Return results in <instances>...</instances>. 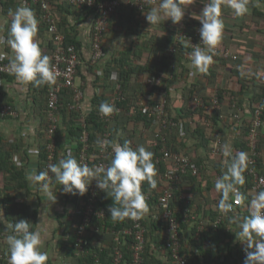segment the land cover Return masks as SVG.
Returning <instances> with one entry per match:
<instances>
[{"label": "crops", "instance_id": "crops-1", "mask_svg": "<svg viewBox=\"0 0 264 264\" xmlns=\"http://www.w3.org/2000/svg\"><path fill=\"white\" fill-rule=\"evenodd\" d=\"M54 1L52 9L58 26H62L61 29L64 32L71 33L81 43L80 52L83 63L80 65L81 69H79L76 84L84 92L82 100L84 110L94 108L96 92L98 94L102 92L108 95L113 94L112 84L108 85L112 81L111 79L109 82L105 81L103 72L107 66L106 64L115 55L134 44V42L144 43L149 38H155L152 39L151 44L148 46L150 50L156 46L154 42L158 40L164 42L166 38H172L174 36L173 31L179 24H174L171 19H167L157 25H151L146 20L147 11L151 8L140 12L133 7L124 5L110 18V28L105 36L107 57L97 65H92L89 61L91 56L90 38L97 14L96 11L81 8L70 3L69 0ZM207 2L208 0H186L184 4L186 12L182 21L185 20L190 26H201L200 21L192 17V13L200 14ZM158 4L153 6H158ZM25 5L34 11L32 5L26 3L24 0H0V36H4L5 38L8 36L12 20L10 12H14L18 7ZM34 13L38 19L39 28L42 20L35 11ZM222 19L225 29L223 39L217 48L220 51L229 49L233 54L237 55V58L223 57L219 53L215 54L214 52L213 63L209 66L207 72L204 73L198 72L192 67L191 60L186 61L185 59L177 61L170 68L172 69L175 66L174 68L178 73L174 81L175 83L172 85L174 89L170 92L175 102L174 114H179L180 107L182 104H185V96H183L185 88H194L200 95L206 97L213 96L220 89L224 90L223 92L226 96L227 94L230 95L226 91H243L240 94L242 103L239 106V119L233 116L228 99L224 101L226 110L221 114L219 122L222 124L223 130L210 152L212 157L220 154V143L224 145L225 142H228L233 148L236 141L242 137L245 128L251 123L254 106L258 103V96L263 94L264 90V0H249L248 12L239 17L234 14L231 8H225L222 5ZM51 37V33L46 27L43 32L39 29L37 39L44 54L48 52ZM114 41L122 42V44L112 49ZM148 54L149 52H145L144 57H147ZM9 56H14L10 46L6 43L0 45V57L9 59ZM97 77L101 78L99 80L100 84L97 82ZM241 80L244 82V87ZM0 81V105H11L16 112L15 114H8L6 116L0 115V137L2 138V144L7 150L11 151V160L24 167L28 179L33 170L36 174H39V147L46 139L45 128L47 117L42 112V105L45 102L47 87L45 85L37 87L33 83L25 84L18 82L14 75H0ZM228 108H231V110ZM66 121H69V118H66ZM206 122L209 125H213V121ZM61 123L63 124L61 126L64 133L63 146L59 151L60 155H66L70 150L72 155L76 157L75 152L78 141H76L75 135L71 133L70 125H67L65 121ZM261 137L264 141V128L262 129ZM137 141L138 145L146 146L141 137L138 136ZM188 143L189 146L193 147L196 144V139H191ZM197 153L198 155L207 154L206 150L201 146L198 148ZM211 160L207 159L202 164L208 172L214 170ZM0 178V184L7 186V192L17 196L16 202L29 203L31 208L38 210L37 216L33 217L30 225L33 230L40 228L46 233L44 236V251L49 253L47 264H83L81 262L83 256L77 254L72 245L64 246L61 244L63 240H66V232L75 231L78 220L76 215L75 218L69 216V213H75L77 201L72 195L66 194L63 191L64 186L54 181L52 177H49L50 188L54 195H56V201L50 202L47 201L46 194L40 190L41 182L29 181V188L32 193L28 194L23 189L16 190L14 188L16 182L9 178L7 170H2ZM204 195L205 197H202L201 202L206 207H215L221 198L220 193L215 189V184L211 191H204ZM0 209L3 210V213H0V215H4L5 220L9 221L2 202H0ZM151 213L153 212L149 213L148 211L146 217H151ZM199 213V219L203 217L207 221L209 216L203 215L204 212L201 211ZM247 215L245 214V216ZM190 217L191 221L188 223L186 232L183 230L184 246L182 242V248L184 247L186 252L192 257L199 255L197 256L199 264H244L246 253L243 250V243L236 239L235 232L239 230L237 223L231 226L234 247L230 256L227 259L222 257L217 261H205L202 255H200V249L191 243L188 232L197 217L193 215ZM3 230L5 231V225L0 223V232H4ZM89 235L94 238L92 247L95 249L100 246H109L113 242L114 237L116 238L117 233L113 230L99 231L93 228L89 232ZM6 237L7 235L2 239V243L4 249L7 251ZM158 258L162 260L163 264H172L165 250L158 253ZM113 264L118 263L114 262Z\"/></svg>", "mask_w": 264, "mask_h": 264}, {"label": "trees", "instance_id": "trees-1", "mask_svg": "<svg viewBox=\"0 0 264 264\" xmlns=\"http://www.w3.org/2000/svg\"><path fill=\"white\" fill-rule=\"evenodd\" d=\"M51 6H54V0H49ZM34 11L42 20V24L39 26L41 32L44 31V28L48 30V22L43 19V10L40 3L31 4ZM153 6V5H152ZM152 6L147 7L150 9ZM94 10L97 13V10L92 8H86ZM97 15V14H96ZM111 18V17H110ZM110 20L108 24V29L110 28ZM181 22L184 23L183 26ZM179 22L176 29H174V36L172 38H166V41L158 40L154 42L156 46L149 50V45L151 44L152 39L149 38L148 41L144 43L134 42L131 46L122 50L119 54L115 55L106 65L104 69L105 81L109 82L111 73L114 71L118 72L119 81L122 84L123 92L125 94V100L120 102L121 107H123V112L119 113L115 120L108 123L102 119L99 115V106L107 102L109 103L111 94L102 92L101 94L95 93L94 108L92 111L87 114V127L90 131V153L92 154L90 160L94 162L96 160L95 154L97 152L98 140H102L105 132L108 130L111 132V143H120L130 142L132 147L138 146L137 137H141L143 142L146 144V148L154 153L155 158L161 154V148L163 145H166L171 150L180 151L183 153L189 154L193 161L197 162L199 165L205 163L207 159L211 160L214 165L213 171H206L205 168L202 169L201 175H194L192 173L181 174L176 180L173 181L175 187L177 188V195L181 194H191L193 196V204L196 206H190L192 210L195 209L194 213L204 212L203 215L209 216L206 221V218L196 219L195 223L190 228L189 236L191 243L200 249V255L204 258L205 261H217L219 258L224 257L227 259L231 252L233 251V230L231 226L236 225L234 222V216L225 217L221 220L216 226L214 222L220 214V209L218 204L216 206H204L201 200L205 197L204 191H211L214 186L213 178L216 174L223 175L227 171V167L224 163L225 157L222 154V146L220 143V154L211 156L210 153L212 148L215 146V143L219 139V135L222 134V124H220V116L226 110L224 106V101L228 99L230 102V107L232 108V113L236 110L233 107L234 104H239L241 106L242 100L240 99L243 92L239 91H226L227 94H224V90H218V106L215 110H209L206 107L199 106L195 102V98L199 97L206 101L207 104H211L210 100L212 96L206 97L200 95L194 88L186 89L183 94L185 96V104H182L180 107V113L174 114L175 102L173 97L170 95V86L174 85L176 78L177 70L175 66L171 68V65L177 63L181 59L186 61L190 59L191 48L187 43L186 37L183 35H178L180 28H184L187 34L193 33L194 28L197 25H189L185 20ZM61 26V25H60ZM62 27V26H61ZM61 27L59 29L65 34V44H75L77 47H80L81 43L69 32H64ZM137 31V29H135ZM108 32V30H107ZM106 32V33H107ZM172 46L176 47V51L169 55L168 49ZM55 47V42L51 39L50 44L48 45L47 55L52 60V54ZM149 52L147 57H144V53ZM218 54V53H216ZM177 66V65H176ZM79 69H81L79 67ZM8 76V74H3ZM171 75V77H169ZM10 77V76H9ZM173 77V79H172ZM153 78L154 82L149 83V80ZM101 78L97 77V82ZM242 81V80H241ZM243 87H244V82ZM100 84V83H99ZM113 82H109L108 85ZM243 89V88H242ZM167 90V110L169 114L176 120L182 121L184 123V128L181 130V127L178 125L167 126L164 128L162 133H159L157 126L154 125L153 117L150 116V108L156 104L160 98L163 96V91ZM46 98L44 105H42V112L45 113L47 117L48 113V103H47V89L45 91ZM214 95V94H213ZM264 97L263 94L258 96V103ZM74 91L72 89L66 88L60 92V112L63 115V122L70 125L71 133L76 137V141H79V136L81 134V127L76 123L79 118V113L70 110L69 104L73 101ZM257 103V104H258ZM256 104V106H257ZM254 106V109L255 107ZM142 107L147 108V111H144ZM231 108H228L231 110ZM234 108V111H233ZM240 108V107H239ZM212 113V114H211ZM211 114V115H210ZM66 118H69V121H66ZM46 128H45V141L39 147V173L41 171H46L49 162V151H48V137H47V127H48V118H46ZM207 119L213 121V125L207 124ZM72 120V121H71ZM264 120V114H263ZM251 124V123H250ZM250 124L245 128V132L242 137L236 141L235 146L233 147V155L235 152L243 151L247 148L248 133L250 129ZM63 126V124H62ZM62 126H59L56 131L57 139V149L55 153L54 163H58L59 159L65 158L66 155H60V148L63 146V129ZM109 126V128L107 127ZM221 133V134H220ZM164 136V138H162ZM164 139V140H163ZM196 139L195 146H189V140ZM157 142V145L153 143ZM263 139L260 137L259 145L263 149ZM77 144H79L77 142ZM203 147L206 150L205 155H198L197 151L199 147ZM81 145L76 146V158L79 155ZM11 151L7 150L6 147L2 144V138L0 137V174L2 170H7L9 173V178L13 179L16 184L14 188L17 190H24L28 194H31L32 191L29 188V180L26 177V171L23 166L16 164L11 160ZM10 158V159H9ZM157 174L155 179L157 180L156 188H151L148 183L145 181L143 184L142 191L149 192L150 198L146 201L149 207V213L151 217L146 214L143 216V222L147 225L148 231L146 234L147 244L146 250L144 253V263L145 264H163L162 260L158 258V253L162 250H165L168 253V257L171 259L170 250L166 246V235L168 232V222L162 218L161 207H160V197L165 188V179L164 173L168 167V163L159 162L156 163ZM258 169L261 174L264 175V155L260 158ZM245 184L243 186H238L239 190L245 194L246 199L236 205L239 211H242L245 208L244 213L249 214L248 205L252 198V195L255 193L252 190L253 181L251 176L246 170L244 173ZM49 177H54L50 176ZM55 181V179H54ZM1 183V178H0ZM42 183V182H41ZM264 190V188L262 189ZM90 191H86L85 194L72 195L73 198L77 201V209L74 211L75 215L78 217L76 222V229L74 232H66V240H63L61 244L64 246L72 245L75 246L77 241V227L80 223V220L83 216V209L88 200V194ZM16 195L9 194L7 192V186L0 184V202L4 204L6 209L7 219L13 223L18 222L21 219L32 221L33 217L37 216L38 210L36 208H31L29 203H20L16 202ZM203 197V198H202ZM206 200V199H205ZM97 205L99 208H105L107 215L105 218L101 219L95 216L91 225L88 227L87 236L89 238V244L87 246V253H85L81 260L83 264H98L97 259L100 264H113L115 262V247L117 241L114 237L113 242L109 246H100L94 249L92 247V241L94 238L89 235V232L96 228L99 231L101 230H113L115 233L122 231L125 228L132 227L130 219H125L124 221H113L108 211L109 206H111L114 201L107 195L103 190H98L97 194ZM171 205L177 209L178 220L186 232L188 228V223L191 221V214L193 212H188L186 214V209L188 207L185 204L184 200H173ZM31 209V213H30ZM158 217L154 216L157 215ZM75 218V217H74ZM204 221V228L200 229L201 221ZM4 231V230H3ZM5 232V231H4ZM121 237V247L123 251L124 258L120 264H132L133 260V250L131 244L133 242V237L128 234L120 233ZM4 238V237H3ZM2 238V239H3ZM184 246V241H183ZM1 249L3 252L9 254V250H5L1 240ZM157 249V250H156ZM182 254L189 259V264H199L198 257L199 255L192 257L184 247L182 248ZM5 264V263H3Z\"/></svg>", "mask_w": 264, "mask_h": 264}, {"label": "clouds", "instance_id": "clouds-1", "mask_svg": "<svg viewBox=\"0 0 264 264\" xmlns=\"http://www.w3.org/2000/svg\"><path fill=\"white\" fill-rule=\"evenodd\" d=\"M185 2L186 0H160L158 6L147 11L146 20L151 25L167 19H171L174 24L179 23L185 16ZM222 5L231 8L239 17L248 12L249 0H208L200 14L192 13V17L200 21L199 34L204 45L200 47L197 44L190 53L191 65L198 72H207L213 63L215 49L223 39L225 25ZM10 15L12 20L8 36H0V45L6 43L14 53L10 59L12 74L18 82L33 83L37 87L54 84L57 72L37 39L39 22L34 11L25 5L10 12ZM121 44L122 42L114 41L112 49ZM99 111L106 116L111 115L115 106L104 102L99 106ZM97 143L104 148L110 142L98 140ZM111 147L114 155L107 167H90L79 161L69 150L65 158L59 159L56 164H49L46 171L36 174L33 170L28 179L42 182L40 190L50 202L56 201V195L50 188L49 172L56 182L64 186L63 191L72 195L85 194L95 179L96 187L105 191L114 201L108 208L113 221L141 219L149 211L142 183L146 181L153 189L157 186L154 153L143 145L134 148L127 141L123 144L112 143ZM222 154L227 171L216 179L215 189L221 195L218 208L227 213L234 209V205L246 199L238 186L245 184L248 154L238 151L233 155L232 145L228 142L222 146ZM248 211L247 216L234 218L239 228L235 232L236 239L244 245V264H264V190L252 195ZM0 213H3L2 209ZM0 223L5 225V231L11 233L6 237L8 264H47L49 253L44 251L46 233L40 228L33 230L30 222L25 219L13 223L0 215ZM169 260L173 264L172 259Z\"/></svg>", "mask_w": 264, "mask_h": 264}, {"label": "built area", "instance_id": "built-area-1", "mask_svg": "<svg viewBox=\"0 0 264 264\" xmlns=\"http://www.w3.org/2000/svg\"><path fill=\"white\" fill-rule=\"evenodd\" d=\"M28 4H38L40 3L43 10V19L48 22V31L51 33V38L55 42V47L52 54L51 64L55 67L57 72L56 82L54 84H45L47 87V103H48V151H49V162L48 164L54 163L55 153L57 149V139L56 131L61 122L63 121V115L60 112V92L63 89L69 88L74 91L73 101L69 104V109L74 110L79 113L78 125L81 127V134L79 136L78 143L81 145L79 155L77 159L88 164L90 167L103 165L107 167L110 164L111 158L114 155L111 147V132L108 130L105 132L102 140L109 141L110 143L101 148L99 145L97 147V152L95 154L96 160L91 162L90 158L92 154L90 153V131L87 127V114L91 110H84L82 105V100L84 97V92L80 86L76 84V78L78 76L79 67L83 63L80 47L75 44H65V34L59 29V26L54 17L51 2L49 0H24ZM70 3L80 6L81 8H92L97 10V15L95 17L94 26L91 32V56L90 63L92 65H97L101 60L105 59L108 55L107 49L105 47V36L108 30V24L110 17L118 11V9L124 5L135 8L136 10L143 12L147 7L156 5L160 0H69ZM184 23L181 22L180 26ZM200 26L194 28L193 33L187 34L184 28H180L178 35H183L187 39V43L191 48V52L194 47L199 44L200 47H204L201 43V38L199 34ZM176 51V47L172 46L168 49V54L171 55ZM219 53L223 57H233L237 58V55L233 54L229 49L220 51L217 47L215 49V54ZM12 57L0 59V75L3 74L14 75L10 68V59ZM111 81L113 82V94L110 97L109 103L115 106V111L111 115H104L99 111V115L102 119L108 123L115 120L116 116L123 112V107H121L120 102L125 100V94L123 92L122 84L119 81V75L117 71L111 73ZM154 79L151 78L149 83H153ZM1 83V81H0ZM174 89L171 85L170 91ZM167 90L163 91V96L160 100L154 104L149 112L150 116L153 117V124L157 126L159 133H162L164 128L167 126L179 125L181 130L184 128V123L182 121H176L167 110ZM219 100L218 93H214L211 104H207L202 98L196 97L195 102L202 107H206L208 110H215L217 108ZM235 112L233 116L236 119L240 118V108L237 104H234ZM144 111L147 108L142 107ZM15 110L11 105H0V115L6 116L8 114H15ZM212 114V113H211ZM210 114V115H211ZM264 97L257 104L253 110L252 120L250 124V129L248 133L247 148L243 150L248 154V165L247 171L251 176L253 181L252 190L258 192L264 188V175L260 173L258 169V164L260 158L264 155V150L260 148L259 140L261 137L262 129L264 128ZM211 121V119H207ZM109 128V126H107ZM164 138V136H162ZM164 140V139H163ZM219 143V142H218ZM77 144V145H79ZM157 145V142L153 143ZM166 162L168 167L164 173L165 188L160 197V207L162 210L161 216L168 222V232L166 235V246L170 250V256L173 264H189V259L182 254V242H183V229L177 217V209L171 205L173 200H184L185 204L188 205L186 209V214L188 212H193L191 215L200 218L197 212L194 213L195 209L192 210L193 196L191 194H181L177 195V188L175 187L173 181L176 180L181 174L192 173L194 175H201L204 165H199L197 162L193 161L192 157L180 151L171 150L166 145L161 148V154L155 158V162ZM50 173V172H49ZM51 176V173H50ZM221 174H216L213 178L214 184L217 178ZM142 183V188H143ZM89 192L88 200L83 209V216L77 227V241L74 246V250L79 255H84L87 253V246L89 244V238L87 236L88 227L91 225L93 218L97 216L98 218H105L107 215L105 208H99L97 205V194L98 188L96 187V180L87 189ZM146 196V201L150 198L149 192H144ZM190 205V206H189ZM196 206V204H193ZM245 210V208H243ZM239 211L236 205L234 209L227 213L220 211V214L214 225L216 226L225 217L229 216H245L244 210ZM71 218L75 217L73 212L69 213ZM158 217V213L156 215ZM195 219V218H194ZM131 220L132 227L123 229L117 232L116 241L117 245L115 247V262L120 263L123 258V251L121 247V237L120 233L128 234L133 237V242L131 244L133 250V260L132 264H145L144 263V253L147 244V231L148 227L143 222V217L138 220ZM204 219L201 221L200 229L204 228ZM11 234L10 232H0V264H8L9 254L5 253L1 249V240L5 235ZM97 263L100 262L97 259Z\"/></svg>", "mask_w": 264, "mask_h": 264}]
</instances>
